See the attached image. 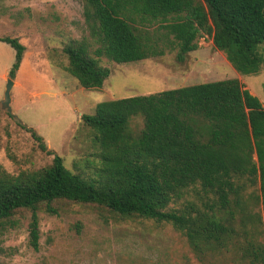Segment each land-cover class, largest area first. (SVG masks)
Segmentation results:
<instances>
[{
  "label": "trees",
  "instance_id": "16d2710c",
  "mask_svg": "<svg viewBox=\"0 0 264 264\" xmlns=\"http://www.w3.org/2000/svg\"><path fill=\"white\" fill-rule=\"evenodd\" d=\"M82 1L85 22L98 47L92 52L89 42L73 40L63 52L68 71L85 90L102 89L111 76L103 58L129 64L176 47L184 61L205 36L212 37L215 48L242 75L258 74L264 65V0ZM156 23L166 30V38H172V47L164 48L159 44L162 37L151 35L149 28ZM0 42L15 51L10 71L14 78L26 47L19 38L4 37ZM135 117L144 119L138 136L130 132ZM82 120L94 132L99 150L95 178L74 174L56 154L52 165L38 171L13 176L0 169V228L20 210H30V243L35 250L40 240L38 212L46 205L48 213H55L51 205L56 201L171 223L194 247L202 242L214 249L235 233L237 218H250L243 196L247 184L241 182L247 179L253 186L259 180L264 196V106L238 79L101 102ZM23 128L43 152L52 154L37 131ZM198 188L208 201L214 196L217 201L204 202V210L193 202L172 206ZM249 246L264 264V246Z\"/></svg>",
  "mask_w": 264,
  "mask_h": 264
},
{
  "label": "rangeland",
  "instance_id": "374dc122",
  "mask_svg": "<svg viewBox=\"0 0 264 264\" xmlns=\"http://www.w3.org/2000/svg\"><path fill=\"white\" fill-rule=\"evenodd\" d=\"M149 31L162 37L159 44L164 48L172 47V38L164 36L166 30L159 23ZM4 37L19 38L26 51L12 78L15 51L0 42V102L11 78L14 114L43 137L52 153L43 152L23 125L0 108V169L13 176L52 165L56 154L74 174L95 178L99 150L82 115L93 114L101 102L238 79L264 106V65L258 74H240L210 36L200 39L198 50L184 61L176 47H166L162 56L129 64L103 58L102 65L111 70L104 87L83 89L68 71L69 60L63 52L73 40L89 42L92 52L98 47L85 22L82 0H0V38ZM260 52L264 55V44ZM143 128L142 117L131 120V134L138 136ZM245 183L243 196L250 218L244 222L237 218L235 233L214 249L203 247L202 242H198L200 248L194 247L187 234L171 223L56 201L51 205L55 213H48L46 205L38 212V250L30 243V210H20L0 228V264H263L252 255L249 243L264 246V196L259 180L253 186L247 179L241 182ZM252 195L255 198L250 200ZM187 202L204 210L203 203L210 201L198 188L172 206L182 208Z\"/></svg>",
  "mask_w": 264,
  "mask_h": 264
},
{
  "label": "water",
  "instance_id": "95a60500",
  "mask_svg": "<svg viewBox=\"0 0 264 264\" xmlns=\"http://www.w3.org/2000/svg\"><path fill=\"white\" fill-rule=\"evenodd\" d=\"M14 84H15L14 81L11 78H8L7 84L5 87L4 99L0 102V108L1 110L5 111L7 114H9L14 119H17L21 125L25 126L23 121H21L20 118L17 115H15L13 112L12 91L14 88Z\"/></svg>",
  "mask_w": 264,
  "mask_h": 264
}]
</instances>
